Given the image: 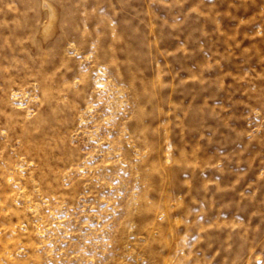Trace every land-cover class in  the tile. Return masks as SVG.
<instances>
[{"label": "rangeland", "instance_id": "rangeland-1", "mask_svg": "<svg viewBox=\"0 0 264 264\" xmlns=\"http://www.w3.org/2000/svg\"><path fill=\"white\" fill-rule=\"evenodd\" d=\"M0 264H264V0H0Z\"/></svg>", "mask_w": 264, "mask_h": 264}]
</instances>
